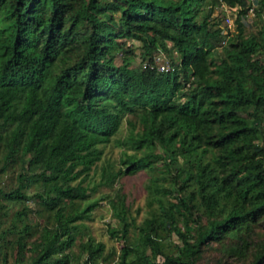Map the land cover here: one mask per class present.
Instances as JSON below:
<instances>
[{"label": "trees", "instance_id": "16d2710c", "mask_svg": "<svg viewBox=\"0 0 264 264\" xmlns=\"http://www.w3.org/2000/svg\"><path fill=\"white\" fill-rule=\"evenodd\" d=\"M250 10L264 21V0H0V264H264V24L245 35ZM112 141L98 184L143 172L148 211L137 223L110 199L122 245L106 251L85 222L108 197L91 200L89 178Z\"/></svg>", "mask_w": 264, "mask_h": 264}, {"label": "rangeland", "instance_id": "374dc122", "mask_svg": "<svg viewBox=\"0 0 264 264\" xmlns=\"http://www.w3.org/2000/svg\"><path fill=\"white\" fill-rule=\"evenodd\" d=\"M250 3H254L255 0H249ZM255 7V4H254ZM216 17L219 16V19L224 18V35L235 33V20L237 16V11H230L228 8L219 7L216 10ZM226 18H229L231 21L230 26L228 27V22ZM264 19V18H263ZM246 29L245 35L256 34L261 26L264 24V21L259 20L256 13L254 11H249L245 20ZM226 25V26H225ZM127 47H131L134 50V58L133 63L136 65H140L142 62L141 53L142 48L141 44L137 41L133 40H124ZM162 54V53H159ZM158 53L155 55V58L159 55ZM166 60H169L168 56H165ZM119 60V59H118ZM264 60V59H263ZM119 63V62H118ZM125 134L123 131L122 136ZM121 148L118 147L115 141L109 143L108 145L103 147V157L102 160L97 165V170L93 171L90 176V187H95L99 185L95 191H89V197L91 200L99 199L101 197H107L103 201H101L100 206H98L91 214V219L86 221L88 229L85 231L91 236L96 242H103L106 246V251L111 249L119 250L122 245V242H119L116 239H112L110 237L111 227H115L117 225V221L112 216V211L110 208L109 200L114 199L117 193H121L125 197V203L130 207L131 215L136 219V222H141L147 215L148 208L146 206L147 194L145 190V184L147 181V176L142 172L140 174H136L133 176H126L120 179L112 188H108L102 186L98 183L101 182V167L111 164L117 163L120 157ZM1 204V202H0ZM135 232L132 226L129 227L130 237ZM257 233L264 238V226L257 230ZM86 239L87 237H83ZM173 241H177L176 237L172 238ZM74 252H78V247L73 248ZM217 258V253L208 252L207 259L210 260V263L215 261ZM212 262V263H213ZM211 263V264H212Z\"/></svg>", "mask_w": 264, "mask_h": 264}, {"label": "built area", "instance_id": "2783aa9c", "mask_svg": "<svg viewBox=\"0 0 264 264\" xmlns=\"http://www.w3.org/2000/svg\"><path fill=\"white\" fill-rule=\"evenodd\" d=\"M222 1L223 0H220V2H222ZM222 6L225 7L224 4ZM227 22H228V27H229L231 24V21L229 18H227ZM155 63H156V68H157L159 73H168L172 70V66L170 65L168 60H166L164 54H159L155 58Z\"/></svg>", "mask_w": 264, "mask_h": 264}]
</instances>
